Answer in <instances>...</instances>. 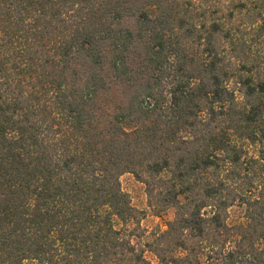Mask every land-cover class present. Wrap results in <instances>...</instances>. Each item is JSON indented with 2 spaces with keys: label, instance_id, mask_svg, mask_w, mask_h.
Here are the masks:
<instances>
[{
  "label": "trees",
  "instance_id": "obj_1",
  "mask_svg": "<svg viewBox=\"0 0 264 264\" xmlns=\"http://www.w3.org/2000/svg\"><path fill=\"white\" fill-rule=\"evenodd\" d=\"M0 264H264V0H0Z\"/></svg>",
  "mask_w": 264,
  "mask_h": 264
},
{
  "label": "rangeland",
  "instance_id": "obj_2",
  "mask_svg": "<svg viewBox=\"0 0 264 264\" xmlns=\"http://www.w3.org/2000/svg\"><path fill=\"white\" fill-rule=\"evenodd\" d=\"M248 151V157L254 154V149L246 146ZM121 187L124 193L129 196L131 206L138 211V217L141 218L139 221L140 230H144L146 234L159 228L160 230L165 229V224L172 220L173 211L170 210L165 213L162 217H156L148 211L147 197L145 193V187L140 182L136 181L131 174H125L120 178ZM242 212H239V208H233L229 212V224L238 222L241 220ZM135 223L131 224L133 228ZM139 230V231H140ZM134 240H137L136 238ZM146 258L154 262L155 259L150 253L145 254Z\"/></svg>",
  "mask_w": 264,
  "mask_h": 264
}]
</instances>
